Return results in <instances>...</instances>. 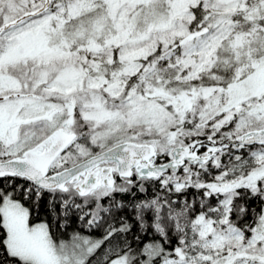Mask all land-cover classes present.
<instances>
[{"label":"snow or ice","instance_id":"snow-or-ice-1","mask_svg":"<svg viewBox=\"0 0 264 264\" xmlns=\"http://www.w3.org/2000/svg\"><path fill=\"white\" fill-rule=\"evenodd\" d=\"M0 264H264V0H0Z\"/></svg>","mask_w":264,"mask_h":264}]
</instances>
